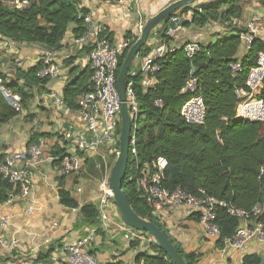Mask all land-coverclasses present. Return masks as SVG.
I'll list each match as a JSON object with an SVG mask.
<instances>
[{
  "label": "trees",
  "instance_id": "16d2710c",
  "mask_svg": "<svg viewBox=\"0 0 264 264\" xmlns=\"http://www.w3.org/2000/svg\"><path fill=\"white\" fill-rule=\"evenodd\" d=\"M244 1L217 0L206 5H190L167 18L155 29L162 43L170 42V37L166 34L172 18L178 13L181 16L192 13V19L186 21V27L204 28L213 22H219L231 29L233 35L202 45L201 51L193 58H188L184 50L180 49L159 59L157 62L160 71L156 75V87L145 92L137 78L134 91L139 108L136 148L140 167L144 168L157 158L164 157L168 161V167L162 179L163 188L169 191L180 188L196 196L200 195L199 190H203L210 197L251 212L257 204L264 206V174L261 172L264 169V123L237 119L236 112L240 101L239 93L247 90L249 72L256 66L258 54L264 52V39L256 38L249 51L240 57L244 47L240 34L245 30L234 27L232 22L241 18V4ZM258 2L264 9V0ZM81 4L82 0H29L26 8L16 9L0 1V34L17 43L59 52L64 47L63 42L71 25H75L76 39L86 31L82 18L89 11ZM104 34L112 38L107 31ZM125 37L133 39L131 45L138 39L131 32H127ZM150 41L141 49L139 57H145L150 52ZM128 50L119 57L118 75ZM238 61L242 62L243 70L234 77L231 64ZM66 62L69 66L74 64L71 59ZM39 70V64L28 69L15 65V78L23 83H6L13 93L20 95L26 114L28 112L25 119L30 122L34 119L29 109L34 101L35 91L46 92L49 84L48 80L37 78ZM71 75L73 77L65 85L62 97L66 107L76 111L79 108V97L92 90V72L89 65L84 69L76 66L71 70ZM190 77L197 78V94L204 99V125H190L181 116L183 106L193 96L183 92ZM259 98L264 101V82ZM157 100L163 101L162 108L156 106ZM17 116L18 111L0 93V129ZM118 133H121V129ZM41 137H50V134L33 132L28 146L38 143ZM117 149L120 150V142ZM64 152L63 148L56 146L53 155L63 157ZM134 173L136 171L128 170L123 186L134 211L162 229L187 264H197L200 256L186 253L165 225L151 214L145 200L139 197L135 180L131 181ZM18 193L16 185L0 176V205L9 201L10 194ZM59 196L64 207L79 209L88 225L99 226L100 212L96 203L80 205L70 192L63 189L59 191ZM216 215L215 222L221 231L218 243L223 247V239L236 233L239 220L230 216L224 208H219ZM130 246L136 249L139 245ZM54 250L53 246L50 247L37 261L50 258ZM136 263L174 264L159 246L153 252H138ZM242 264H263V258L258 254H248L244 256Z\"/></svg>",
  "mask_w": 264,
  "mask_h": 264
},
{
  "label": "built area",
  "instance_id": "2783aa9c",
  "mask_svg": "<svg viewBox=\"0 0 264 264\" xmlns=\"http://www.w3.org/2000/svg\"><path fill=\"white\" fill-rule=\"evenodd\" d=\"M16 9H24L29 5V0H0ZM86 31L83 36L76 40L81 47L89 49L88 60L91 75L92 90L82 94L78 99L79 108L72 111L66 107L63 97L54 88L39 95L40 105L48 106L50 103L56 109H63L72 115L73 120L63 130L64 137L63 157H55L46 151V143L39 140L31 144L24 155H0V176L19 188V193L10 194L9 201L15 199L32 203L31 194L33 180L36 170L44 163L53 162L57 165L61 177L76 176L85 169L89 158L99 156L102 163L98 166L107 173V178L101 181V196L98 202L100 212V226L90 227L85 237L75 243L67 244L64 248L65 264H101L92 254L91 246L100 234H112L117 232L124 240L131 244H138L134 249L137 253L149 250L153 252L158 247L156 241L146 232L127 226L121 214L114 204L113 194L109 189L108 180L112 168L119 155L117 149L120 142L121 129V99L117 89L116 81L120 68L119 57L132 46V38H125L121 42H115L108 35L104 34L105 29L93 16L88 13L83 18ZM182 20V17H173V22ZM233 26L239 27L238 19H234ZM245 31L240 34L245 51L248 52L256 38L264 36V10L253 15L242 27ZM142 29L131 32L133 37H139ZM174 30L169 29L167 36H172ZM154 30L151 36L157 35ZM200 38L186 42L182 48L170 43H160L151 48L145 57H137L132 63L127 77V104L130 116L133 121V130L130 141L129 169L132 174L131 181L135 180L139 197L145 200L151 209V214L165 225L164 216L167 211L180 208L189 218H195L201 226L205 236L210 240L218 242L221 239V231L216 224L217 210L224 208L230 216L239 220V227L232 237L223 239V251L231 253L244 250L252 242L264 243V206L255 205L251 212L239 209L226 201H220L208 196L203 190L200 195L190 194L182 189L169 191L162 187L164 172L168 167V161L159 157L150 165L140 167V160L136 148L137 118L139 113L137 97L134 91L135 79L146 92L156 87L157 73L160 71L158 60L183 49L188 58L195 57L202 49ZM27 44L14 42L0 34V50L8 58L18 55L20 48L27 47ZM16 66L23 68L22 61L15 59ZM40 70L37 78L48 80L49 83L59 80L61 75L57 65L56 52L44 51L41 59L37 62ZM233 76L236 77L242 72V62L231 64ZM23 83V81H21ZM197 78L190 77L183 89L184 93L193 94L192 98L183 106L181 116L190 125H204L206 120V106L203 96L197 94ZM264 82V52L257 56L256 66L250 70L246 80V91L239 93L240 101L237 106L236 118L250 122L264 123V101L259 98ZM7 80L0 70V93L18 111L19 116L25 110L21 97L13 93L6 85ZM19 83V82H18ZM33 90H36L34 87ZM156 106L163 107V101L157 100ZM39 122H31V133L38 131ZM264 174V169L261 171ZM83 188L78 186L77 193H82ZM29 213L33 212L30 207ZM7 226L5 218H0V247L5 246L14 249L18 245L16 239L9 242L4 240L2 229ZM166 227V225H165ZM147 242V247L144 243ZM219 244V243H218ZM138 264V263H135ZM143 264V263H140Z\"/></svg>",
  "mask_w": 264,
  "mask_h": 264
},
{
  "label": "crops",
  "instance_id": "0c3cea01",
  "mask_svg": "<svg viewBox=\"0 0 264 264\" xmlns=\"http://www.w3.org/2000/svg\"><path fill=\"white\" fill-rule=\"evenodd\" d=\"M177 1L179 0H82L81 6L89 11L115 42H121L126 38L127 32L143 29L150 18ZM213 1L217 0H199L192 6L206 5ZM241 5L242 15L238 19L240 28L244 27L253 15L264 10L258 0H245ZM176 17L191 21L192 13L183 16L178 13ZM185 25L186 23L173 32L170 44L182 48L186 42L199 37L201 43L207 45L233 35L231 29L219 22H213L204 28ZM74 29L75 25H71L64 39L63 49L56 52L57 65L62 76L47 85L48 90L54 88L61 95L65 85L73 77L71 70L76 66L84 69L89 65L88 49L76 43ZM261 38L264 39V36ZM150 40L152 47L162 43L159 34L152 36ZM43 52L44 49L38 46H27L20 48L18 55L8 58L0 50V70L4 73L7 83L16 81L19 82L18 85L22 84L14 75L16 58L22 61L24 69H28L37 64ZM245 52V47H242L240 57H243ZM68 59L74 60L72 66L66 62ZM35 93L29 113L34 115L33 120H38V131L50 134V137L40 139L45 141L46 151L53 155L55 147L63 145L62 132L73 117L63 109L54 108L51 103L48 106L40 105L38 97L45 92L36 90ZM27 114L24 112L0 129V155L18 156L26 153L32 134L31 122L25 119ZM100 163L102 161L99 156L94 155L89 158L81 174L69 177H61L57 165L53 162L44 163L36 170L34 176L31 204L15 199L0 205V218H5L7 223L6 228L1 231V236L9 242L14 239L18 242L14 249L0 247V264H65L63 248L85 237L90 227H99L100 224L88 225L81 217L79 209L64 207L59 191L63 189L70 192L80 205H98L101 196L100 184L107 178V173L98 169ZM78 186L83 188L82 193L76 192ZM30 207L33 209L32 213L28 212ZM164 222L165 228L186 253L200 256L197 264H242L244 256L248 254L262 256L264 264V243L252 242L244 250L226 253L218 242L207 238L197 220L187 217L182 209L167 211ZM52 246L55 250L51 257L37 261L40 255ZM91 252L101 264H135L138 254L117 232L98 235L91 246Z\"/></svg>",
  "mask_w": 264,
  "mask_h": 264
},
{
  "label": "water",
  "instance_id": "95a60500",
  "mask_svg": "<svg viewBox=\"0 0 264 264\" xmlns=\"http://www.w3.org/2000/svg\"><path fill=\"white\" fill-rule=\"evenodd\" d=\"M199 0H179L167 6L156 16L150 18L143 27L137 41L130 47L122 63L116 85L121 99V133L120 150L112 168L108 185L113 194L114 204L117 206L123 222L132 228L148 233L157 245L168 255L174 264H187L177 247L171 242L166 233L151 221L141 218L130 205L128 196L124 191V182L130 166V141L133 130V121L127 104V77L132 63L138 57L141 49L150 40L153 30L159 27L167 18H171L178 10L195 4ZM186 23V20L171 21L170 29L176 30ZM147 242L144 247H147Z\"/></svg>",
  "mask_w": 264,
  "mask_h": 264
},
{
  "label": "rangeland",
  "instance_id": "374dc122",
  "mask_svg": "<svg viewBox=\"0 0 264 264\" xmlns=\"http://www.w3.org/2000/svg\"><path fill=\"white\" fill-rule=\"evenodd\" d=\"M145 26V25H144Z\"/></svg>",
  "mask_w": 264,
  "mask_h": 264
}]
</instances>
